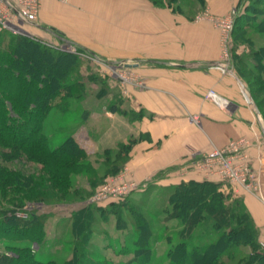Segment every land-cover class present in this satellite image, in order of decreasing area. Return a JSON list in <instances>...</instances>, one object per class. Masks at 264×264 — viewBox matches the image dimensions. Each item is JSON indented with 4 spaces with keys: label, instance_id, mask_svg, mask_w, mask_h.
<instances>
[{
    "label": "crops",
    "instance_id": "obj_1",
    "mask_svg": "<svg viewBox=\"0 0 264 264\" xmlns=\"http://www.w3.org/2000/svg\"><path fill=\"white\" fill-rule=\"evenodd\" d=\"M239 1L207 0L205 7L224 15L235 11ZM29 28L36 37L74 43L98 60L130 63L125 67L146 83L143 88L125 87L126 105L121 101L120 107L135 115L104 108V116L93 118L91 128L72 135L83 149L88 148L82 139L109 149L133 139L125 165L140 183L166 187L190 179L221 182L224 192L242 197L261 236L264 129L236 71L228 65L223 72L215 65L220 47L210 20L191 21L150 0H42ZM209 88L230 100L227 108L205 98ZM239 137L250 143L246 153L258 180L256 194L206 178L192 164L201 153Z\"/></svg>",
    "mask_w": 264,
    "mask_h": 264
},
{
    "label": "trees",
    "instance_id": "obj_2",
    "mask_svg": "<svg viewBox=\"0 0 264 264\" xmlns=\"http://www.w3.org/2000/svg\"><path fill=\"white\" fill-rule=\"evenodd\" d=\"M205 1L152 0L153 4L170 7L178 13L182 9L180 2L197 5L198 10L204 7ZM233 23L232 35H241L247 28L264 31V0H240ZM234 45H237L236 39ZM262 53L255 52L261 56L253 58L259 90L264 86ZM79 59L82 58L77 54L48 47L33 36L0 30V193L3 197L10 195L6 202L12 204L13 210L21 208L25 202L60 203L80 195L69 175L84 165L87 153L72 135L51 146L40 132L48 111L53 107L64 109L65 104H59V99L75 90L76 80L69 74ZM250 61L247 56L235 54L231 55L229 66L244 80L241 65L247 66ZM45 63L53 69L49 73L43 68ZM255 101L264 119L263 101ZM105 108L127 114L118 101ZM134 141L129 139L118 144L116 154L122 161H112L110 171L126 162ZM112 150L106 148L104 152ZM20 161L37 168L11 166ZM164 188L168 190L164 220H176L179 224L174 239L170 234L164 238L168 243L166 264H264V249L258 243L259 229L241 196L231 190L224 192L221 182L207 179H190ZM123 200L95 207H106L101 209L115 213L118 221L123 216L118 208ZM6 207H0V235L9 240L27 239L37 245L44 240L42 227L47 214L27 212L20 223L21 218H16ZM90 208L92 205L84 206L71 215L72 252L61 263L54 259H37L31 247L6 244L5 251L0 252V264H111L94 263L85 250L91 233ZM128 211L136 229L133 256L129 261L146 263L152 257L149 223L137 207L130 206ZM119 222L116 226L124 228Z\"/></svg>",
    "mask_w": 264,
    "mask_h": 264
},
{
    "label": "rangeland",
    "instance_id": "obj_3",
    "mask_svg": "<svg viewBox=\"0 0 264 264\" xmlns=\"http://www.w3.org/2000/svg\"><path fill=\"white\" fill-rule=\"evenodd\" d=\"M150 1L152 2V0ZM186 2H180L182 9L179 13L191 21H198L204 18L212 22L213 27L218 32L220 57H222L224 35L221 34V27L215 24L214 19H233L235 11L230 10L224 15H216L206 9L205 5L207 4V0L205 1L204 7L198 10H196L197 5H188ZM29 26L30 25L26 26L28 32L25 35L33 36L48 47L75 53L82 58L77 61L75 66L71 67L72 70L69 74L73 80H76L75 90L70 95L63 96L59 99V104H65V108H51L42 123L40 132L47 137L51 146L57 145L68 135L74 136L75 133L80 135L84 133L88 127L91 128V126L94 125L93 118L99 114L104 116L105 106L110 105L114 101H118L120 106H122V103H120L121 101H124L125 104V100H123L125 87L133 86L143 88L146 86L142 78L125 67L124 62L101 61L93 55L96 58L94 59L91 57L92 54L90 52L83 50L74 43H71L70 49H66L65 43L69 42L36 37L29 33L31 29ZM234 39H236L237 45H234ZM228 46L230 57L231 55L234 56L235 54H239V56H247L252 59L249 65H241L244 70V80L242 79V83H244V87L249 92L252 99L253 96H255L257 101H263L261 105L264 110V86L263 89L259 90L261 87L259 88L257 84L258 76L253 69V58L256 59L261 56L259 54L255 55V52L260 51L262 53V51H264V31H252L247 28L241 35H232L231 33ZM232 47H234L233 52ZM262 54H264V52ZM43 68L48 70V73L53 70L47 63L44 64ZM230 69L233 68L230 67ZM59 70H61V68H59ZM121 76H124L126 79H122ZM248 78L250 82L247 81ZM245 80L249 85L248 87ZM80 86L83 87L80 88ZM249 88L252 91H250ZM251 92H253L254 95ZM217 94L228 100L230 104V100L227 97L218 92ZM255 99L253 100L256 104ZM120 108L124 109L127 115H135V113L124 107ZM84 112L86 114H83ZM258 119L264 129V119L261 115L258 116ZM82 140L81 144L84 146L86 145L85 147L88 148L87 150L83 149L85 154L87 153L83 161L84 165L69 175L73 188H76L80 192V195H77L74 200L60 203L25 202L21 208L14 207L13 210L12 204L6 202L10 195L3 197L0 193V207L8 206L6 207L8 211L12 210L16 218H21L20 223L24 221L23 218L26 217L25 213L27 212L44 213L48 215L43 221L42 229L45 238L42 242L37 245L32 244L31 241L27 239L9 240L5 239L2 234L0 235V252L5 251L4 247L6 244L31 247L37 259L42 261L54 259L61 263L69 257L72 252L74 238L70 229L71 215L84 206L92 205V208L89 209L92 220L88 224L91 233L85 249L91 261L94 263L106 261L111 264H139L129 261L133 256L131 253L134 248L132 241L136 237V229L132 222L128 207L135 206L146 216L152 233L150 239L152 257L146 263L141 264H166L167 257L165 252L168 248V243L164 238L167 234H170L174 239L175 230L179 227L176 220H164L166 217L164 209L167 207L166 196L168 190L163 186H158L153 183L145 184V182H141L139 190L133 191L123 197V205H120L122 208H120V206L118 207L123 216L118 221L124 225V228H118L116 226L118 225V216L112 211L101 209L106 207L96 208L95 206L99 204L96 201H89V198L96 193L98 188L104 184L109 177L118 175L125 169L126 165L124 163L117 170L110 171V163H112V161H117L118 163L122 161V157L116 154L119 143L113 148L112 152L109 153L104 152L106 148H102L99 144L95 147L93 142ZM11 166H16L17 168L36 167L24 161L15 162ZM113 171L114 173H112ZM89 194L91 195L89 196ZM261 235H263V233Z\"/></svg>",
    "mask_w": 264,
    "mask_h": 264
},
{
    "label": "built area",
    "instance_id": "obj_4",
    "mask_svg": "<svg viewBox=\"0 0 264 264\" xmlns=\"http://www.w3.org/2000/svg\"><path fill=\"white\" fill-rule=\"evenodd\" d=\"M59 1L67 2L68 0ZM41 4L42 0H0V30H8L13 34H26L28 32L26 26L36 22ZM214 22L221 27V34L224 35L222 57L215 65L224 72L229 65L228 44L234 23L231 18L214 19ZM71 45V43H65L66 49H70ZM91 57L96 59L93 55ZM121 78L126 79L124 76ZM205 98L220 108H227L229 105L228 100L222 98L212 88L205 92ZM193 120L197 121V118L193 117ZM249 145V140L245 137L232 139L223 146L201 153L192 160V164L197 172L206 178L225 181L245 192L256 194L258 180L246 153ZM129 173L125 167L118 175L109 177L96 193L91 195L89 201H96L100 206H105L109 202L118 201L125 195L139 190L141 183L134 180ZM258 243L264 249V231Z\"/></svg>",
    "mask_w": 264,
    "mask_h": 264
},
{
    "label": "water",
    "instance_id": "obj_5",
    "mask_svg": "<svg viewBox=\"0 0 264 264\" xmlns=\"http://www.w3.org/2000/svg\"><path fill=\"white\" fill-rule=\"evenodd\" d=\"M124 65L128 67V66H131L132 64H130V63H124ZM244 92H245L246 98H247V100H248V104H249V106H250L252 109L255 110V112L257 113L258 116H260L259 110H258V108H257V106H256V104H255V102H254V100H253L252 97L250 96L249 92H248L246 89H244Z\"/></svg>",
    "mask_w": 264,
    "mask_h": 264
}]
</instances>
